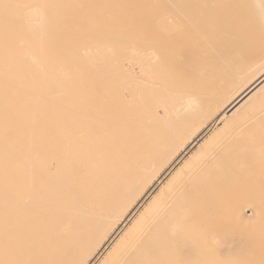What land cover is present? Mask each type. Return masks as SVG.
I'll list each match as a JSON object with an SVG mask.
<instances>
[{"label":"bare ground","instance_id":"1","mask_svg":"<svg viewBox=\"0 0 264 264\" xmlns=\"http://www.w3.org/2000/svg\"><path fill=\"white\" fill-rule=\"evenodd\" d=\"M182 1L181 16L208 0ZM231 1L216 24L237 15ZM12 4L0 2V264H263L264 225L258 236L209 229L225 188L253 200L230 205L233 221L264 220V33L234 62L219 60L216 35L212 59L181 70L161 61L167 45L134 42L125 74L96 52V69L68 57L39 33L42 9ZM166 21L153 35L182 18ZM192 31L182 56L206 41Z\"/></svg>","mask_w":264,"mask_h":264},{"label":"rangeland","instance_id":"2","mask_svg":"<svg viewBox=\"0 0 264 264\" xmlns=\"http://www.w3.org/2000/svg\"><path fill=\"white\" fill-rule=\"evenodd\" d=\"M181 1L182 0H12L13 4L18 6V9L15 8V10L19 12L34 8L36 11H41L42 9V11L47 14L46 19L48 25H45L46 31H42L44 35L41 32L39 33L42 36H52V40H49L51 44L56 43L57 46L66 44L67 51L69 53H75L74 55H68V57L79 61L84 60L87 67L96 69V63H88L90 61L89 56L95 59L92 52H96L98 60L102 59V61H106V68H112V64L115 63V66L120 67L125 74L128 73L129 66L133 65L136 59L140 57L131 50L132 43L134 42H144L153 39L152 43L156 46L159 44L167 45V48L164 49L165 51L163 50L164 52H161V61L164 62V64H172V61L174 64V61H177L176 63L178 65L175 68L181 70L183 67L194 65L191 64L192 62L190 59L202 60V53L206 58L212 59L216 53L214 50L215 46H212V44L215 45L214 38H216V35H226L224 39L220 41L219 39L217 40V42H221L218 44V46L221 47V51H219V60L234 62L239 59L241 52L247 50L250 45L254 43L253 41L256 37L259 39L264 33L260 32L264 27V20L262 19V13L264 18V8L260 10L261 12L263 11L261 13L257 8L254 6L252 7L250 2L246 0H233L228 3L227 8L229 7V10L235 11L237 15L224 25H222L221 22L216 24L213 14L214 11L216 12L220 9V4L223 0L205 1L199 12L197 7H195L191 8L188 14L182 16L179 10ZM191 1L195 4L199 2V0ZM0 2H5V0H0ZM260 2H262V5L264 4V0H260ZM179 16L182 18V22L168 32L164 31L163 33H158L156 31L155 35H153L151 32L153 29H149V26L155 18L161 19L165 24V22H167L166 20H176ZM164 26L166 27L167 25L165 24ZM193 27H197L198 30L201 29L200 34L197 35L198 32H196V36H204L206 41L204 45H202L203 47L196 48L197 54H195L194 57L191 56L193 53L192 51L182 56V53H179L180 44L192 37ZM47 29L50 30L51 34ZM24 32L26 31H22V33ZM54 37L56 39H54ZM44 42L47 43L48 41L46 40ZM152 43L149 44L151 45ZM99 50L104 53L99 54ZM122 55L124 56L122 57ZM162 55L165 56L163 57ZM186 56L187 58H185ZM162 59H164V61ZM181 61H187L188 64L187 62L182 64ZM182 71L178 73L181 74ZM170 72L173 71L171 70ZM174 72H176V70ZM174 74L175 73L172 75ZM140 92L145 94L150 93L144 91ZM241 182L242 181L238 184ZM246 186L257 187L258 185L255 180L249 179ZM222 191L214 193L215 199L212 203L217 210L216 212H218L215 218L219 215L221 219L219 220L218 218L216 221L213 218L209 233L217 234L218 236H231L236 233H242L248 236L260 235L263 231L262 226L264 225V220L253 219V217L256 216L255 214L251 215L252 217L250 216L245 223H236L229 217L230 205H232L233 202L237 204V202L242 203V200H244V203L252 207L251 204L253 200H246V195L243 194L239 188H232L231 190L225 188ZM245 210L246 212L248 211L247 209ZM249 213L248 211L247 214ZM246 254H243L244 260L254 261L256 258L254 253ZM226 259L227 258H224L220 262L217 261L215 264H223Z\"/></svg>","mask_w":264,"mask_h":264}]
</instances>
